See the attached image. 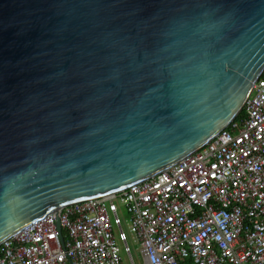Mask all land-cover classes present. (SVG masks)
Segmentation results:
<instances>
[{
  "label": "water",
  "instance_id": "1",
  "mask_svg": "<svg viewBox=\"0 0 264 264\" xmlns=\"http://www.w3.org/2000/svg\"><path fill=\"white\" fill-rule=\"evenodd\" d=\"M264 72V0H0V244L222 132Z\"/></svg>",
  "mask_w": 264,
  "mask_h": 264
},
{
  "label": "built area",
  "instance_id": "2",
  "mask_svg": "<svg viewBox=\"0 0 264 264\" xmlns=\"http://www.w3.org/2000/svg\"><path fill=\"white\" fill-rule=\"evenodd\" d=\"M234 120L167 170L107 196L64 206L0 244V264H264V72Z\"/></svg>",
  "mask_w": 264,
  "mask_h": 264
},
{
  "label": "rangeland",
  "instance_id": "3",
  "mask_svg": "<svg viewBox=\"0 0 264 264\" xmlns=\"http://www.w3.org/2000/svg\"><path fill=\"white\" fill-rule=\"evenodd\" d=\"M117 203H118V208H119V215L123 221V228L128 235V243H129V246L131 248L134 261L136 264H144V259H143L142 253H141L140 244L136 241L134 235L131 233V231L129 229V224H128L129 223V215H128L127 209L119 201H117ZM119 244H120V247L122 250L121 254H122L123 259H124V264H132L129 256L124 251V246L122 245L121 242H119Z\"/></svg>",
  "mask_w": 264,
  "mask_h": 264
},
{
  "label": "trees",
  "instance_id": "4",
  "mask_svg": "<svg viewBox=\"0 0 264 264\" xmlns=\"http://www.w3.org/2000/svg\"><path fill=\"white\" fill-rule=\"evenodd\" d=\"M244 116H245V110L243 109V110L238 114V116L236 117L235 120H239V119L243 118ZM184 263H185V264H192V261L189 260V259H186V260H184Z\"/></svg>",
  "mask_w": 264,
  "mask_h": 264
}]
</instances>
